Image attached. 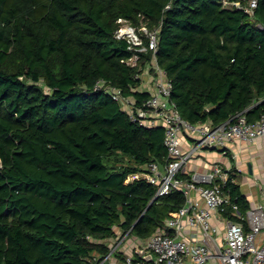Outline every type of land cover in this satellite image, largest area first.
I'll list each match as a JSON object with an SVG mask.
<instances>
[{
	"label": "trees",
	"instance_id": "1",
	"mask_svg": "<svg viewBox=\"0 0 264 264\" xmlns=\"http://www.w3.org/2000/svg\"><path fill=\"white\" fill-rule=\"evenodd\" d=\"M142 17L160 31L158 64L182 118L264 115V0L253 18L219 0H0V264H99L108 241L146 240L184 206L182 193L154 201L147 181L128 182L166 161L165 130L133 123L96 90L104 80L150 98L115 37L118 20ZM236 173L224 187L231 220L233 205L250 209Z\"/></svg>",
	"mask_w": 264,
	"mask_h": 264
},
{
	"label": "built area",
	"instance_id": "2",
	"mask_svg": "<svg viewBox=\"0 0 264 264\" xmlns=\"http://www.w3.org/2000/svg\"><path fill=\"white\" fill-rule=\"evenodd\" d=\"M225 7L242 10L250 17L255 16L258 0H248V5L230 0H219ZM115 37L127 42L131 56L123 62L138 68L140 75L148 77L145 89L150 98L139 103L132 97L124 96L100 80L96 90L106 91L129 119L145 128H163L164 143L168 152L164 163L149 162L132 174L128 182L145 180L156 188L154 201L172 193H182L184 206L172 213L163 230L146 240H138L134 255H127L126 264H264V182L258 181L260 202L242 215L238 206L233 205L232 214L241 220L226 216L231 205L226 187L231 173L238 168L214 162L205 171L194 170L187 175L190 163L203 160L202 152L220 151L225 156L232 154L235 144H253L264 138V115L256 122H249L245 112L228 121L214 125L211 122L192 124L182 118L177 105L172 101L173 84L168 74L158 64L159 29H151L144 22L138 26L125 19L118 20ZM264 30V23L258 24ZM150 54L151 59L144 56ZM236 157V156H235ZM236 159V158H235ZM234 160V158H233ZM189 176V178H188ZM130 232L119 237L114 250L99 264L106 263L128 240ZM143 251L152 256L145 261L136 254Z\"/></svg>",
	"mask_w": 264,
	"mask_h": 264
},
{
	"label": "crops",
	"instance_id": "3",
	"mask_svg": "<svg viewBox=\"0 0 264 264\" xmlns=\"http://www.w3.org/2000/svg\"><path fill=\"white\" fill-rule=\"evenodd\" d=\"M233 149L230 156H225L220 151L216 150L202 152L203 160L190 163L187 168V175H191L196 169L205 171L209 169V165L214 162H222L228 166L236 164L239 168L234 182L240 186L242 194L247 197L251 209L261 201L257 182H264V138L256 140L251 145L241 143L235 144ZM203 155L205 157H203ZM206 158L209 159V161H207ZM118 239L119 237L108 241V244L112 248L111 251L114 250ZM137 241L136 238L130 236L119 250L112 255L107 263L126 264L125 258L127 255H134V247L137 245Z\"/></svg>",
	"mask_w": 264,
	"mask_h": 264
},
{
	"label": "water",
	"instance_id": "4",
	"mask_svg": "<svg viewBox=\"0 0 264 264\" xmlns=\"http://www.w3.org/2000/svg\"><path fill=\"white\" fill-rule=\"evenodd\" d=\"M137 254H138L139 257H143L144 252L141 251V252H139V253H137ZM143 258H144L145 261H148V262L152 261V256H150V255L145 256V257H143Z\"/></svg>",
	"mask_w": 264,
	"mask_h": 264
},
{
	"label": "rangeland",
	"instance_id": "5",
	"mask_svg": "<svg viewBox=\"0 0 264 264\" xmlns=\"http://www.w3.org/2000/svg\"><path fill=\"white\" fill-rule=\"evenodd\" d=\"M148 80L149 79L147 76H143V83L141 85V87H143V88H141V90H149V89H145V87H144V85H146V82H148ZM203 157H205V156L203 155ZM206 160L209 161V159H207V158H206Z\"/></svg>",
	"mask_w": 264,
	"mask_h": 264
}]
</instances>
